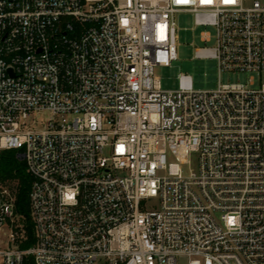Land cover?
<instances>
[{"label": "built area", "instance_id": "2783aa9c", "mask_svg": "<svg viewBox=\"0 0 264 264\" xmlns=\"http://www.w3.org/2000/svg\"><path fill=\"white\" fill-rule=\"evenodd\" d=\"M182 13L216 30L195 57L259 85L194 89L181 73L162 89ZM39 111L48 123L27 128ZM4 149H22L32 176L26 249ZM6 227L0 264H264V2L0 0Z\"/></svg>", "mask_w": 264, "mask_h": 264}, {"label": "rangeland", "instance_id": "374dc122", "mask_svg": "<svg viewBox=\"0 0 264 264\" xmlns=\"http://www.w3.org/2000/svg\"><path fill=\"white\" fill-rule=\"evenodd\" d=\"M252 1V0H250ZM264 2V0H261ZM177 27V59L171 65H158L155 68L156 75L160 78L161 87L164 90H176L179 88L181 73L189 74L192 77L194 89H215L219 83L243 82L249 84L250 78L254 76L255 86L260 83V76L256 72L249 71H222L219 73L218 61L213 57H195L197 47H214L216 45V30L213 26H196L191 13H182L175 16ZM208 31L211 39L204 41L201 33ZM51 112L39 111L30 113L25 119L27 128L43 127L48 123ZM172 158H170L171 160ZM196 165L194 160L193 166ZM155 199H149L152 204ZM9 228H2L0 234V247L9 246ZM188 258L181 257L179 264H187Z\"/></svg>", "mask_w": 264, "mask_h": 264}, {"label": "trees", "instance_id": "16d2710c", "mask_svg": "<svg viewBox=\"0 0 264 264\" xmlns=\"http://www.w3.org/2000/svg\"><path fill=\"white\" fill-rule=\"evenodd\" d=\"M22 149H4L1 152V179L6 183L16 196L20 231L24 238L19 242V247L26 249L36 241V229L30 207V190L32 176L27 170ZM24 264H36L32 256L25 258Z\"/></svg>", "mask_w": 264, "mask_h": 264}]
</instances>
